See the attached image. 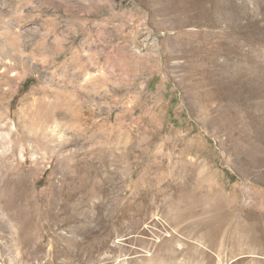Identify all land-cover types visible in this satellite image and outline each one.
<instances>
[{
	"label": "rangeland",
	"instance_id": "1",
	"mask_svg": "<svg viewBox=\"0 0 264 264\" xmlns=\"http://www.w3.org/2000/svg\"><path fill=\"white\" fill-rule=\"evenodd\" d=\"M0 264H264V0H0Z\"/></svg>",
	"mask_w": 264,
	"mask_h": 264
},
{
	"label": "bare ground",
	"instance_id": "2",
	"mask_svg": "<svg viewBox=\"0 0 264 264\" xmlns=\"http://www.w3.org/2000/svg\"><path fill=\"white\" fill-rule=\"evenodd\" d=\"M7 23V22H6ZM65 213L67 212L66 210L64 211ZM62 216V213H57V215H56V218H60ZM109 230H110V228H109ZM82 232V229H78L77 230V233H79V232ZM89 231L88 230H85V231H83L82 233H88ZM100 234V233H99Z\"/></svg>",
	"mask_w": 264,
	"mask_h": 264
}]
</instances>
